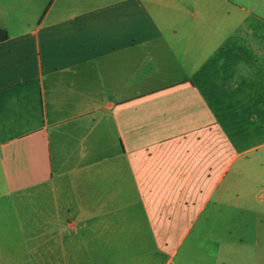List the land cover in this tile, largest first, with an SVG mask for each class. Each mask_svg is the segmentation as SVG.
<instances>
[{
    "label": "crops",
    "instance_id": "crops-1",
    "mask_svg": "<svg viewBox=\"0 0 264 264\" xmlns=\"http://www.w3.org/2000/svg\"><path fill=\"white\" fill-rule=\"evenodd\" d=\"M256 185L264 0H0V264H188Z\"/></svg>",
    "mask_w": 264,
    "mask_h": 264
},
{
    "label": "rangeland",
    "instance_id": "rangeland-1",
    "mask_svg": "<svg viewBox=\"0 0 264 264\" xmlns=\"http://www.w3.org/2000/svg\"><path fill=\"white\" fill-rule=\"evenodd\" d=\"M235 201L230 216L192 226L186 244L197 235L203 238L195 253L189 252L188 264H264V186H252L244 202L240 198ZM179 257L171 264L178 263ZM43 264H55V258L44 257Z\"/></svg>",
    "mask_w": 264,
    "mask_h": 264
}]
</instances>
